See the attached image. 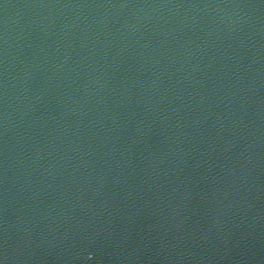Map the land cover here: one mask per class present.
Wrapping results in <instances>:
<instances>
[{
  "label": "water",
  "instance_id": "95a60500",
  "mask_svg": "<svg viewBox=\"0 0 264 264\" xmlns=\"http://www.w3.org/2000/svg\"><path fill=\"white\" fill-rule=\"evenodd\" d=\"M0 264H264V0H0Z\"/></svg>",
  "mask_w": 264,
  "mask_h": 264
}]
</instances>
